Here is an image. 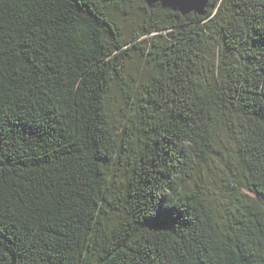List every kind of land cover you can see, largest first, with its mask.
Instances as JSON below:
<instances>
[{"label": "trees", "instance_id": "trees-1", "mask_svg": "<svg viewBox=\"0 0 264 264\" xmlns=\"http://www.w3.org/2000/svg\"><path fill=\"white\" fill-rule=\"evenodd\" d=\"M0 264H264V0H0Z\"/></svg>", "mask_w": 264, "mask_h": 264}, {"label": "rangeland", "instance_id": "rangeland-1", "mask_svg": "<svg viewBox=\"0 0 264 264\" xmlns=\"http://www.w3.org/2000/svg\"><path fill=\"white\" fill-rule=\"evenodd\" d=\"M118 21L121 22V25L125 28H129L132 25V20L134 17H127V19L123 20V17H118ZM128 68L129 72L126 76L127 81L129 82H139L141 72L143 71L142 62L137 63H131L128 62ZM122 97V96H121ZM124 98H119L117 100H112L111 109L113 112H116L117 114L120 111V106L124 104ZM204 177V176H203ZM220 184H222L221 181H219L214 175L208 177L207 173H205V177L203 179L202 185L205 186L208 189V193H210L212 196L218 197V188L220 187Z\"/></svg>", "mask_w": 264, "mask_h": 264}, {"label": "water", "instance_id": "water-1", "mask_svg": "<svg viewBox=\"0 0 264 264\" xmlns=\"http://www.w3.org/2000/svg\"><path fill=\"white\" fill-rule=\"evenodd\" d=\"M147 6L153 7L157 3L165 9L178 11L181 14L194 12L203 14L209 0H143Z\"/></svg>", "mask_w": 264, "mask_h": 264}]
</instances>
